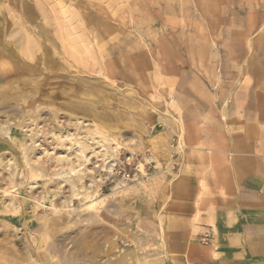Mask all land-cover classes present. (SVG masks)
Wrapping results in <instances>:
<instances>
[{
  "label": "rangeland",
  "instance_id": "obj_1",
  "mask_svg": "<svg viewBox=\"0 0 264 264\" xmlns=\"http://www.w3.org/2000/svg\"><path fill=\"white\" fill-rule=\"evenodd\" d=\"M0 25V264H159L134 194L163 132L264 143V0H0Z\"/></svg>",
  "mask_w": 264,
  "mask_h": 264
},
{
  "label": "crops",
  "instance_id": "obj_2",
  "mask_svg": "<svg viewBox=\"0 0 264 264\" xmlns=\"http://www.w3.org/2000/svg\"><path fill=\"white\" fill-rule=\"evenodd\" d=\"M181 124L173 172L167 138L181 141ZM162 136L166 142L158 155L145 157L151 160L134 194L141 203L135 213L160 226L159 264H264V143L254 148L240 135L232 152L224 134L184 115ZM206 232L213 240L205 247Z\"/></svg>",
  "mask_w": 264,
  "mask_h": 264
},
{
  "label": "bare ground",
  "instance_id": "obj_3",
  "mask_svg": "<svg viewBox=\"0 0 264 264\" xmlns=\"http://www.w3.org/2000/svg\"><path fill=\"white\" fill-rule=\"evenodd\" d=\"M1 25H0V42L2 41L1 40ZM31 43V42H30ZM2 44V42L0 43V45ZM5 45V44H4ZM6 47V46H5ZM31 47V46H30ZM34 47V46H33ZM32 48V47H31ZM4 50H6V51H10L9 49H7V48H4L3 49V53L5 52ZM48 56V55H47ZM55 56V55H54ZM42 59V58H41ZM44 59H46V58H44ZM48 59V58H47ZM46 63H48V62H46ZM2 82V81H1ZM5 127H3L2 125H0V132L1 133H3L4 131H5ZM8 129V128H7ZM179 131H180V134H181V136L183 135V133H184V127H183V125L181 124L180 126H179ZM6 132V131H5ZM7 133V132H6ZM5 133V134H6ZM67 139V138H66ZM69 141L71 142V144H73L72 146H71V148H73V149H76L77 151V155H76V162H75V164H71V161H70V159L69 158H67V157H60V159H59V164H65L66 166H65V170H64V172L62 173V174H69L70 172H75L76 170H78L80 167H82V165L84 164V163H86L87 162V160L85 159V157H84V155H85V153H84V148L85 147H83V145H81V143L79 142V141H76L75 140V138H73V136H71L70 138H69ZM108 141L106 140V139H102L101 141H98V140H96V138L95 137H89V148L90 149H93L94 150V148L95 147H97V146H102V147H105V144L107 143ZM133 143V142H132ZM91 151V150H90ZM75 152V153H76ZM109 155V154H108ZM108 155H106L107 157H106V159H105V166L103 167V169L105 170V172H107V173H111L112 174V172H113V167L116 165L115 164V161H114V159H112V158H110V157H108ZM67 156H68V154H67ZM114 158V157H113ZM132 159V158H131ZM151 159L150 158H145V162H149ZM108 164V165H107ZM106 165H107V167H106ZM107 177V176H106ZM87 189V188H86ZM84 191H85V189H84ZM88 192V191H87ZM89 193V192H88ZM85 194V193H84ZM83 196V195H82ZM86 196V195H85ZM89 196H91V195H89ZM89 208V207H88ZM40 241V240H39ZM52 246V245H51ZM48 252V251H47ZM50 258V257H49ZM38 263V262H37Z\"/></svg>",
  "mask_w": 264,
  "mask_h": 264
}]
</instances>
